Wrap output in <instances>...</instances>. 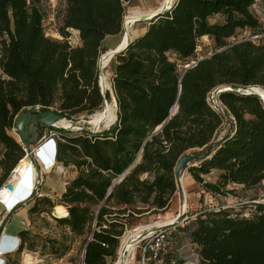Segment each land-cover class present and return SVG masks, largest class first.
I'll return each mask as SVG.
<instances>
[{
	"label": "trees",
	"instance_id": "16d2710c",
	"mask_svg": "<svg viewBox=\"0 0 264 264\" xmlns=\"http://www.w3.org/2000/svg\"><path fill=\"white\" fill-rule=\"evenodd\" d=\"M132 1L67 0L60 30L65 39L59 41L47 37L38 0H0V189L26 157L25 145L10 135L20 113L37 107L49 111L57 100L55 112L69 121L103 110L99 64L108 53L104 42L122 33L126 4ZM252 2L176 0L115 57L117 122L98 134L82 130L71 137L65 129L49 128L55 133L58 161L79 174L59 201L67 207V217L48 197L37 198L31 212L40 205L56 207L58 221L84 238L86 264L117 260L130 217L170 209L178 190L175 168L186 154L194 157L188 172L212 195L228 196L230 185L264 183L260 98L222 93L229 122L208 100L222 86L264 91V43L228 44L238 30L260 31L249 11ZM217 17L223 21L212 22ZM70 29L79 34L78 46L68 42ZM207 37L224 50L200 60L199 42ZM192 62L197 65L188 68ZM106 100L111 101L110 92ZM213 172L217 181L209 183L205 177ZM190 225L200 264H264V204L250 218L225 208L206 210ZM20 235L18 253L27 246L34 249L33 236L28 231ZM60 250L53 248L55 256Z\"/></svg>",
	"mask_w": 264,
	"mask_h": 264
},
{
	"label": "rangeland",
	"instance_id": "374dc122",
	"mask_svg": "<svg viewBox=\"0 0 264 264\" xmlns=\"http://www.w3.org/2000/svg\"><path fill=\"white\" fill-rule=\"evenodd\" d=\"M33 1V0H30ZM37 3L38 7L40 8L41 12L44 15V30L47 37H50L55 40L63 41L65 38L61 35V28L63 27V16L65 14L67 0H38ZM167 0H133L131 3L126 4L127 13L128 15L127 20L136 18V16L150 12L155 13L160 10L164 5H166ZM223 18L217 17L212 22H219L221 23ZM150 21H143L134 26H131L129 29V33H131V40H136L140 36H142L149 26ZM69 38H75L77 35L79 36L78 32L70 29ZM124 30L122 29V33L109 37L105 43L104 47L110 53L113 51L121 42L123 37ZM253 33L251 30H238L236 35L228 40V44H235L241 41H246L249 37V34ZM1 41V38H0ZM261 44L264 41L260 42ZM259 45V43H256ZM222 50V49H221ZM220 51L217 50V46L215 42L207 37L203 38L199 42L198 50L196 57L200 60L206 57L211 56L214 52ZM107 53V54H108ZM106 54V55H107ZM173 57V56H172ZM115 58L110 63L109 67L105 70V75L111 83L113 84V63ZM113 88V86H112ZM52 108V111H55L59 107V101ZM113 103L112 97L110 104ZM97 114V113H96ZM94 114V115H96ZM93 115V116H94ZM87 117L86 115H80L74 119L73 124L74 128H68L66 130L69 132L71 136H77L81 134L85 130L92 134H98L105 130L104 125L101 127L92 126L90 124L91 118ZM118 116V110H117ZM228 127V124H225L224 129ZM99 128V129H98ZM110 129V128H109ZM224 131V130H223ZM10 135L16 139L18 143H22L18 134L16 133L15 128L10 132ZM54 133L50 131L49 128L42 130V132L38 135V142L33 148H37L40 151V147L43 143L53 137ZM66 140V139H65ZM24 145V143H22ZM3 148L0 146V154L2 153ZM36 151V155L38 154L39 160L44 159L42 153ZM28 161L31 164L29 157H27ZM47 158L45 157L44 160ZM32 165V164H31ZM33 166V165H32ZM33 169L35 170L34 166ZM133 167L130 168L132 170ZM36 171V170H35ZM67 181L64 180L60 175L53 173V172H44L41 171V175L36 180V193L34 197L25 205L20 207L14 214L8 215L7 209H4L0 205V221L3 220L8 215L7 223L14 222L16 225H20L23 229H29L33 232L32 243H34V249H31L30 246H27L25 253L30 254L31 257H35V261L37 263L41 260H45L49 264H58L57 259L58 257H63L61 264H80L83 258L84 253V238L77 237L76 235L70 232V228L65 225H62L58 219H60L59 215L57 214L56 207L61 206L63 210L68 212L67 207L60 205L59 201L62 192L66 187L67 183L71 182L73 177H77L79 171L74 166L67 168ZM3 172L0 170V184L2 180ZM217 172H213L211 175L206 176L205 179L209 183H215L217 181ZM183 177L182 187L185 193V203L184 206L180 203L184 201V199L180 198L179 191L174 197L172 205L169 210L165 212H153V209H150L152 213L147 212L142 216L134 215L128 219V227L129 229L126 231L125 235L123 236V241L128 237V235L135 231L139 226H147L153 223L160 221L163 218H174V220L178 217L179 211L185 212L184 216L174 222V226L170 227L172 231V238L176 244V248L185 254H191L193 248L196 249V246L192 244L190 239V233L192 231V225L187 226L189 222L196 219V217L205 212L206 210H218L220 208H225L232 210L234 214H239L241 217L250 218L254 214L257 213V206L260 204H264V183L260 186L253 187V188H246L244 186H236L230 185L228 186V190L231 191V194L228 196H215L210 193H207L200 185L195 184L194 179L190 175V173L185 171V173L181 176ZM43 197H48L52 200V203L56 206L55 208L49 206H38L39 210L36 212H31V209L34 207L36 203V199H42ZM177 205V208H176ZM123 208V207H120ZM115 208L117 209H120ZM5 212H4V210ZM96 209V207H94ZM148 209V208H146ZM62 210V211H63ZM177 210V212H176ZM3 211V212H2ZM169 213H174V215H168ZM10 216H13L12 219ZM14 219V220H13ZM179 221V222H178ZM178 222V223H177ZM24 223V224H23ZM172 224V225H173ZM171 226V225H170ZM31 245V244H29ZM61 247L60 256H55L53 253V248ZM66 252L63 253V251ZM33 253H38L37 255H32ZM24 254H18L14 252L13 254H8L6 256H10L7 258L6 264H13L15 261H18V258L21 261H24ZM139 255V253H138ZM60 264V263H59Z\"/></svg>",
	"mask_w": 264,
	"mask_h": 264
},
{
	"label": "built area",
	"instance_id": "2783aa9c",
	"mask_svg": "<svg viewBox=\"0 0 264 264\" xmlns=\"http://www.w3.org/2000/svg\"><path fill=\"white\" fill-rule=\"evenodd\" d=\"M30 3V0H28ZM249 11L251 15L258 21L259 26H260V31L256 33H250L249 37L246 39V41H250L253 43H260L264 41V0H253L249 7ZM69 44L71 46H78L80 44V38L77 35L75 40L73 38H70L68 40ZM197 65V62H192L191 65H188V68H192ZM220 87L215 89L214 91L211 92L209 95V103L212 106L213 109H215L218 113H220L225 120L228 117V113L226 111V108L223 106V104L220 102V92H218ZM37 112H40V107H37L35 109ZM52 110V109H50ZM173 112V111H172ZM226 132V130L222 131V135ZM55 133L53 137H51L49 140H47L45 143L42 144L45 145L49 142L52 143L49 147V153L51 151H54L53 148V143L55 142ZM25 145V144H24ZM56 145V144H55ZM26 147V145H25ZM58 148V147H57ZM58 150V149H57ZM26 151V156L29 155L27 148H25ZM48 158V156H47ZM49 159V162L46 160V165L47 168L44 170V172H53L58 175H60L64 180L67 181V169L58 161V154L55 157V154L53 156V160L51 161ZM50 163V164H49ZM49 164V165H48ZM14 172V171H13ZM127 173V172H126ZM125 173V174H126ZM121 175L116 179V181H120L123 176ZM8 184V183H7ZM6 186V185H5ZM186 212V211H185ZM179 215V214H178ZM177 215V217H178ZM134 231V230H133ZM149 233L145 238L142 240L138 241L135 244V249L132 254H130L128 257H122L120 252L123 247V239L121 242V247L118 253L117 260L113 264H117L121 258L128 259L124 264H200V257L198 253L196 252V249L193 248L190 256L189 254H185L180 252L176 248V244L172 238V231L171 229L168 230H160V231H155V232H145ZM142 233V234H145ZM141 234V235H142ZM124 238V237H123ZM18 239H4L3 242L5 244H9L8 246L3 244V249L7 252V254H13L14 252H17L20 248V240ZM195 246V245H194ZM139 253V255H138ZM3 256V255H0ZM57 260V263L61 264L63 258L61 259H55ZM1 264V263H0ZM5 264V263H4ZM38 264H49L45 260H41L40 263ZM80 264H86L85 263V258H84V253H83V258Z\"/></svg>",
	"mask_w": 264,
	"mask_h": 264
},
{
	"label": "water",
	"instance_id": "95a60500",
	"mask_svg": "<svg viewBox=\"0 0 264 264\" xmlns=\"http://www.w3.org/2000/svg\"><path fill=\"white\" fill-rule=\"evenodd\" d=\"M174 4L172 6H170V7H165V8L160 9L157 12V14L154 15V17L152 19H150L149 21L153 20L154 18H156V17H158L160 15L165 14L168 11H170L172 9V7L174 6ZM123 30L125 32V22L123 23ZM132 42H134V41H129V42L126 43V45H123V43H124V39H123L121 47L118 48L115 51V53L113 54L112 58L114 59L119 54L124 52L130 46V44ZM223 50L224 49L220 50L219 52H221ZM201 60H203V59H201ZM99 87H100V90H101V94H102V96L104 98V105H106V103H107V100H106L107 91H105L102 88V86H101V70H100V68H99ZM228 88H230V90H227ZM250 88L253 89L254 87H248L246 89L235 90V89H233L230 86H222V87L219 88L218 92H220V94H222L224 92H236V93H241V94L256 95V94H254L252 92V90H249ZM109 92H110V96L112 97V95H114L113 88H112V91H109ZM256 96L258 98H260V100L262 101V103L264 105V97L263 96L260 97L259 95H256ZM117 110H118V106H117ZM63 120H65V119L59 113H57L55 111H52V110H49V111H46V112H41V111L37 112L36 110L33 111V110L30 109V110H28L26 112L20 113L17 116L14 128H15L16 133L18 134L21 142L26 145L27 151L29 153V155H28L29 159L31 161V164L34 166V168H35V170L37 172V176L34 177L35 190L33 191L32 187H31L32 186V168H30V173L29 174L31 176L28 179H29V182L31 183V186L27 185L26 186L27 190H24L23 193L26 194L29 191L32 194L28 197L29 200H28V198L26 199L28 201H26L25 203H21L20 204V202H17L14 206L11 205L12 208L8 211V213H7L8 215L14 214L20 207H22L23 205L28 203L34 197V195L36 193V190H37L36 189V187H37L36 180L39 178V176L41 175V171H43V170L41 169L40 164H39L38 159H37V155H36V149L37 148H33V146H35L37 144L38 140H39L38 135L40 133V128L41 127L56 128V124L61 122V121H63ZM117 120H118V116H117ZM117 120H116V122H117ZM226 120L228 122L230 121L228 117H227ZM111 127H109V128H111ZM61 129H65V128H61ZM161 129H162V127L159 128L156 132H159ZM65 130H68V129H65ZM39 147H41V146H39ZM28 156H26V157H28ZM193 159H194V157L190 156V154H186L185 156H183L179 160V162H178V164H177V166L175 168V178H176V182H177V188H178V191H179V195H180V198L184 199V201L180 202L183 206H184V203H185L186 199H185V193H184V190H183V187H182V178H181V176L185 173V171H187L189 169ZM197 159L200 160V158H197ZM117 183H118V181L114 182L112 188ZM6 189L9 192H12L13 194L15 193V187L11 183H8L6 185ZM30 189H32V190H30ZM14 201H16V200H14ZM18 204H20V205H18ZM15 206H17V207H15ZM184 214H185V212L179 211L178 220H180L184 216ZM8 215L5 218H3V220L0 221V246H1V241H2V239L4 237V230L6 228ZM175 224H173V225H171L169 227H165V228H158V229L156 228V229H154L151 232L160 231V230H168V229H170V227L174 226ZM148 234L149 233H145V234H142L141 236L137 237L136 241L134 240V243L136 244L138 241H140L143 238H145ZM127 252H128V250L126 248H124V246H123L122 249H121L120 254H121L122 257H125L127 255ZM84 258H85V252H84Z\"/></svg>",
	"mask_w": 264,
	"mask_h": 264
},
{
	"label": "bare ground",
	"instance_id": "6f19581e",
	"mask_svg": "<svg viewBox=\"0 0 264 264\" xmlns=\"http://www.w3.org/2000/svg\"><path fill=\"white\" fill-rule=\"evenodd\" d=\"M175 2H176V0H167L166 5H164L162 8L170 7ZM156 14H157L156 12L155 13L146 12V13L140 14L139 16H136V18H132L129 20H126V18H125V20H124L125 32L123 33V37H122V40L124 39L123 45H126V43L129 41H133V40H131V36L129 33V29L131 28V26H134V25H136L140 22H143V21H149ZM122 40H121L120 44L113 51H111L110 53L105 55L102 61L100 60L101 63L99 62L100 63L99 68L101 70V86L107 92L112 91V86H111L110 81L108 80V78L105 75V70H106V68L109 67L110 63L112 62V60H113L112 56L115 53V51L121 47ZM227 90H230V88H228ZM249 90H252V92L254 94L259 95L260 97H262V96L264 97V91L262 89H259V88L251 89L250 88ZM112 100H113L112 104H110V102L107 101L106 105L103 106V110L101 112H98L96 115H94L91 118L90 124L92 126L94 125L96 127H101V125H104L105 129H108L109 127H111L116 122V120H117V101H116V98L114 95H112ZM56 128H59V129L60 128H65V129L74 128V124L72 121L65 119V120L57 123ZM36 151H37V149H36ZM30 168H32V186H31V183L29 182V179H28L31 176L29 174ZM36 176H37V172L33 169V166L30 164L27 157H25L20 162V164L15 168V171L12 173V175L8 181V183H11L14 185L15 193L13 194L12 192H9L6 189V186L2 187L0 189V204L3 205L4 208L9 211L12 208V206H14L17 202H20V204H21V203H25L26 201H28L29 200L28 197L32 193L28 191V193L24 194L23 191L27 190L26 189L27 185L31 186L33 191L35 190L34 177H36ZM182 182H183V177H182ZM32 189H30V190H32ZM27 198H28V200H26ZM14 200H16V201H14ZM20 204H18V205H20ZM17 206H15V207H17ZM63 211L65 212L66 217H67L68 216L67 212L65 210H63ZM177 220H178L177 218L175 220H174V218H163V219H160V221L153 223L151 225L139 226L135 231L131 232L128 235V237L123 241L124 248H126L128 250L126 257H128L130 254H132L134 252V249H135L134 240L136 241L137 237L141 236L142 233H145L147 231L151 232L156 228L158 229V228L169 227L170 225H172ZM126 260H128V259L123 260V258H121V260L117 264H124L126 262Z\"/></svg>",
	"mask_w": 264,
	"mask_h": 264
},
{
	"label": "crops",
	"instance_id": "0c3cea01",
	"mask_svg": "<svg viewBox=\"0 0 264 264\" xmlns=\"http://www.w3.org/2000/svg\"><path fill=\"white\" fill-rule=\"evenodd\" d=\"M157 13V12H156ZM139 16V15H138ZM147 30V29H146ZM145 30V31H146ZM145 33V32H144ZM130 36H131V33H130ZM109 38V37H108ZM107 38V39H108ZM106 39V40H107ZM105 40V41H106ZM105 43V42H104ZM50 144H51V142H50ZM37 151H39V150H37ZM39 153H42V150H40L39 151ZM43 154V156H44V159H45V157L47 158V156H48V158H47V162H49V159H51V161L53 160V156H54V151H51V153H49V151H48V154H47V156H46V154H44V153H42ZM44 159H42V160H44ZM44 161H46V160H44ZM50 161V162H51ZM50 164V163H49ZM75 177H73V179H74ZM73 179H71V181L73 180ZM195 182V181H194ZM195 184H197L196 182H195ZM197 185H199V184H197ZM66 189V188H65ZM65 189L62 191V192H64L65 191ZM1 205V204H0ZM3 208H4V206L3 205H1ZM176 208H177V205H176ZM5 209V208H4ZM3 209V210H4ZM3 212V211H2ZM4 212H5V210H4ZM176 212H177V210H176ZM8 213V212H7ZM15 214V213H14ZM14 214H13V216H14ZM11 215V214H10ZM168 215H174V213L172 214V213H169ZM13 216H10L11 217V219H12V217ZM14 220V219H13ZM24 224V223H23ZM23 231H28L32 236H34L33 235V232L31 231V230H29V229H23L20 225H16V224H14V222H11V223H9V221H8V223H6V228H5V230H4V237H3V240L6 238V239H18V240H20V234H21V232H23ZM17 240V241H18ZM3 242V241H2ZM3 244H5L4 242H3ZM5 245H9L8 243L7 244H5ZM10 246V245H9ZM25 253V250L22 252V253H20V255L21 254H24ZM19 254V253H18ZM37 255L38 253H33L32 252V255ZM6 255H8V254H6ZM6 255H4V256H0V259L2 260V264H6V260H7V258L8 257H10V256H6ZM35 259V257L33 256V257H31V255L30 254H27V253H25V255H24V261H21V257H20V259L18 258V261H15L13 264H38L37 263V261H35L34 259Z\"/></svg>",
	"mask_w": 264,
	"mask_h": 264
},
{
	"label": "clouds",
	"instance_id": "9594fccd",
	"mask_svg": "<svg viewBox=\"0 0 264 264\" xmlns=\"http://www.w3.org/2000/svg\"><path fill=\"white\" fill-rule=\"evenodd\" d=\"M54 145L56 144V154H55V150H54V154H55V157L57 156V154H58V148H57V143H56V141L53 143ZM42 147L43 146H41L40 147V150H42ZM42 153H43V150H42ZM47 156V155H46ZM39 158V156H38V154H37V159ZM47 160V159H46ZM38 162H39V164H40V167H41V169L42 170H46V168H47V163H46V161H44V160H39L38 159ZM49 165V164H48ZM2 241H3V239H2ZM1 241V246H0V255H6L7 254V252L3 249V242ZM19 244H20V242H19ZM0 263L2 264V260L0 259Z\"/></svg>",
	"mask_w": 264,
	"mask_h": 264
}]
</instances>
